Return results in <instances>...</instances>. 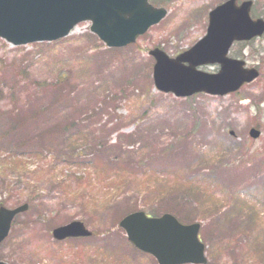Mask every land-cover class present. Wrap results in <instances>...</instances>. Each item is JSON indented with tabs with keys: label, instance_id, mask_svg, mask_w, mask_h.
Returning a JSON list of instances; mask_svg holds the SVG:
<instances>
[{
	"label": "rangeland",
	"instance_id": "374dc122",
	"mask_svg": "<svg viewBox=\"0 0 264 264\" xmlns=\"http://www.w3.org/2000/svg\"><path fill=\"white\" fill-rule=\"evenodd\" d=\"M221 1L153 0L165 18L119 48L89 20L51 41L0 37V204H30L0 243L1 261L159 264L119 225L144 211L199 222L207 264H264V35L229 50L260 71L237 91L180 97L153 78L150 50L172 58L191 48ZM253 2L252 17L264 18V0ZM72 220L93 234L55 239Z\"/></svg>",
	"mask_w": 264,
	"mask_h": 264
},
{
	"label": "water",
	"instance_id": "95a60500",
	"mask_svg": "<svg viewBox=\"0 0 264 264\" xmlns=\"http://www.w3.org/2000/svg\"><path fill=\"white\" fill-rule=\"evenodd\" d=\"M252 5L253 0H225L215 6L208 14L205 36L174 58L158 47L150 50L156 59L155 86L180 97L197 92L224 95L257 78V68L228 55L235 41L264 34V18L251 16ZM167 12L150 0H0V37L16 45L51 41L69 34L79 22L90 20L91 30L106 46L123 47L159 23ZM207 63H219V71L208 73L197 68ZM259 134L256 128L250 130L254 138ZM28 208V203L13 208L0 204V243L9 235L16 215ZM119 225L136 247L152 254L159 264L208 263L199 222L185 224L171 213L151 217L135 211L124 216ZM52 233L58 240L92 235L80 220L57 226ZM0 264L9 263L0 260Z\"/></svg>",
	"mask_w": 264,
	"mask_h": 264
},
{
	"label": "trees",
	"instance_id": "16d2710c",
	"mask_svg": "<svg viewBox=\"0 0 264 264\" xmlns=\"http://www.w3.org/2000/svg\"><path fill=\"white\" fill-rule=\"evenodd\" d=\"M155 1V0H154Z\"/></svg>",
	"mask_w": 264,
	"mask_h": 264
}]
</instances>
